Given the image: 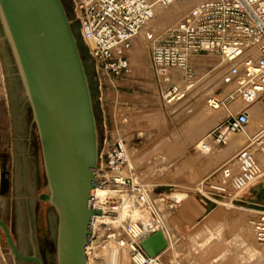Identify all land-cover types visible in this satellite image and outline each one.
I'll return each mask as SVG.
<instances>
[{
	"label": "rangeland",
	"instance_id": "374dc122",
	"mask_svg": "<svg viewBox=\"0 0 264 264\" xmlns=\"http://www.w3.org/2000/svg\"><path fill=\"white\" fill-rule=\"evenodd\" d=\"M62 2L69 20H72L71 0ZM70 24L89 78L100 140L103 119L102 110L96 102L98 88L94 65L80 38L78 24L71 21ZM0 35L1 47L4 36L1 28ZM143 48V65L133 64L132 72L140 82L139 93L121 96L134 106L130 115L132 121L121 125L118 131L124 132L127 137L129 153L132 155L130 159L135 162L131 171L123 169L124 177L128 180L125 186L134 191L143 188L149 193L156 210L163 206L171 213L167 222L171 223L177 237L171 234L169 246L158 257L159 264H238L239 259L245 257L242 245L235 238L241 230L240 219L254 222L259 212H264V202H257L248 191L235 197L229 184H226L228 176L236 170L234 157L238 149H230V144L226 142L216 151L205 154L199 146L206 133L213 130L229 113L238 112L243 107L240 100L229 103L222 110L206 104L209 96L223 99L230 89H234L227 73L228 68L215 57L196 58L193 89L182 101L167 106L159 100L156 92L149 61L150 43H145ZM3 49L7 59L4 61L0 53V173L4 171V178L0 177V188L4 190V194L0 193V217L22 254H35L43 264H56L57 217L49 203L38 200L40 193L48 191L38 133L35 124H32V111L11 51L7 45ZM110 111L113 114L114 106L110 107ZM249 112L253 123L247 131L251 132L256 123L264 121V114L254 109ZM220 113L224 114L219 121L215 115ZM242 134L230 137L232 140L240 139ZM166 193H183L193 202L206 203L208 211L187 219L181 211L182 202L167 199ZM218 202L224 209L214 227L218 235L201 249H193L185 244L188 234L200 225L209 211L217 207ZM196 209L194 206L191 211L193 215ZM181 217L190 221L198 219L182 226L179 223ZM224 250L227 252L225 259L218 256L220 261H212ZM93 254L91 252L89 256ZM258 262L264 264V251ZM0 264H34L18 260L12 255L1 229ZM109 264H130V261L123 256Z\"/></svg>",
	"mask_w": 264,
	"mask_h": 264
},
{
	"label": "built area",
	"instance_id": "2783aa9c",
	"mask_svg": "<svg viewBox=\"0 0 264 264\" xmlns=\"http://www.w3.org/2000/svg\"><path fill=\"white\" fill-rule=\"evenodd\" d=\"M179 0H71V22L78 24L79 35L94 65L102 110L103 131L94 182H109L107 173L120 174L129 164L128 139L118 131L127 119L126 110L110 111L106 92L133 72L131 50L134 40L154 19L159 7H169ZM149 61L159 100L167 106L182 101L193 89L195 60L215 57L227 66L235 89L223 99L209 96L206 104L213 109L226 108L240 100L243 107L229 113L199 145L202 151L218 148L233 134L246 133L253 123L250 107L259 105L264 112V0H198L180 19L150 41ZM264 123L255 124L245 147L236 153V170L229 184L235 197L257 185L264 187ZM120 176L115 184L125 186ZM222 187V186H220ZM224 188V187H223ZM95 221V215L91 216ZM258 237L264 243V212L254 221ZM97 231L89 225V242ZM105 233L119 242L125 258L133 264H159L141 247L148 237L136 234L125 221L116 228L106 225ZM87 257L93 247L85 248Z\"/></svg>",
	"mask_w": 264,
	"mask_h": 264
},
{
	"label": "water",
	"instance_id": "95a60500",
	"mask_svg": "<svg viewBox=\"0 0 264 264\" xmlns=\"http://www.w3.org/2000/svg\"><path fill=\"white\" fill-rule=\"evenodd\" d=\"M0 28L1 57L7 59V45L38 133L48 189L38 200L49 203L57 217L56 264H88L89 220L98 213L90 206L89 190L95 184L100 140L77 38L62 0H0ZM248 192L264 202L262 185ZM0 229L16 259L43 264L37 255L20 252L1 217ZM166 246L162 230L141 242L149 257Z\"/></svg>",
	"mask_w": 264,
	"mask_h": 264
},
{
	"label": "bare ground",
	"instance_id": "6f19581e",
	"mask_svg": "<svg viewBox=\"0 0 264 264\" xmlns=\"http://www.w3.org/2000/svg\"><path fill=\"white\" fill-rule=\"evenodd\" d=\"M197 2L198 0H179L168 8L159 7L156 11L154 19L140 32V34L138 35L139 37L137 36L136 39L134 40L133 48L131 50V56H132L131 59L134 60V61L132 60V62H134L133 64H137V65L139 63L142 64L141 62L143 61V59H145L144 57L145 50L143 48V45H145V43L149 42L152 38L157 36L159 33L166 30L172 23L180 19ZM140 64L139 66H141ZM231 86L234 87L235 89V85L233 83ZM232 91L230 89L227 95H229ZM240 103L243 105L242 101ZM250 109H254L255 111L259 110L260 112H262V114H264L263 109L259 105H254ZM207 114L210 117L213 116L209 111H207ZM223 114L224 113L215 115L216 119L219 121L222 120ZM131 121H132V118H130V120L126 119L125 123L128 124ZM260 123L261 122H258L256 124H260ZM254 131H255V125L253 126V129L251 130V132L247 131L246 133H243L240 139L232 140L231 139L232 136L229 137L227 141L230 144L229 148L234 149V150L238 149L236 153L242 150L246 145L244 142L247 141L246 138L248 134H251ZM243 143L245 145L242 148L241 146L243 145ZM214 151H216V148H212V149H209L208 151H204V153L210 154ZM130 156L132 155H130L129 153V164L126 167L128 171L132 170L133 163H135V162H132L133 159L131 160ZM258 157L262 163V166L264 167V156H258ZM2 163L4 167L5 165L4 160ZM95 175H97V170L94 174V177ZM123 175H124L123 171L120 174L116 172L107 173L106 176L109 179L108 183L98 184L94 182L95 183L94 186H92V188L89 190V194L91 197L90 206L94 210L98 211V213L93 214L95 215V221H91V217L89 220V225L91 226L92 224L94 226V229L97 231V233L94 236V238L91 240V242H89V235H88V243L86 244L85 248H87L88 251L90 247H93L95 249L94 254L92 256L90 255L87 257L88 264H109L110 262L115 261L117 259L119 260L120 258L122 259L123 256H125V254L123 253L124 250L121 249V246L119 242L116 241L115 236L109 237L105 233V227H106L105 225H112L116 228L117 226H121L125 221L128 220L130 221V224L134 232L138 235L140 234L141 236L151 235L152 233L158 230H162L166 238V241H167V246L159 254L151 258H158L163 253V251L167 249V247L169 246L171 242V234L173 237H177V235L173 231V226L171 225V223L169 224L167 222L169 216H171L170 215L171 213L168 212L166 208H163V206H159V210L158 209L156 210L154 206L152 205V202L150 199L151 197L147 191H145L143 188L137 191H134V190L129 189L126 186L115 184V180H119L120 176H123ZM0 177L4 178L3 172L0 173ZM222 180H225V179H222ZM224 182L225 181H223L222 183ZM166 198L173 202H182L181 211H182V214H184L187 217V219L198 216L203 211L200 202L198 201L193 202L192 199L186 197V195L183 193H166ZM194 206L197 207L196 209L197 211L193 215L191 211L194 209ZM223 210L224 209L222 208L221 202H218L217 207L209 211L204 217V219L202 220V222L200 223V225L197 226L196 229L194 228L193 231H191L188 234V237H186L187 241L185 242V244L187 243V245L190 247H193V249L194 247L196 248L198 247L201 249L204 245H207L208 243H210L213 237H216L217 233L215 234L214 227L219 222V218L221 217ZM242 219L243 218L240 219L241 230L240 232L237 231L239 232L237 233L239 235L237 236L235 234L236 237L233 235L235 238H237L238 243L242 245L241 246L243 247L242 251L244 252V256H245L239 259L238 264H245L243 261H245L246 263L251 262V264H259L258 259L263 257L264 243L261 242L258 237V232H257L255 223L253 221L246 222L245 220H242ZM237 227H239V225ZM218 238L220 237L218 236ZM216 241H217V238H216ZM258 244L260 245V247L262 246L263 248H260ZM226 255H227V252L224 250L222 253H219V255L215 256L213 258L214 260L212 261L216 262V259L218 261L219 260L218 256L219 258L225 259ZM253 260H256V261L254 262ZM130 264H133V263L130 262Z\"/></svg>",
	"mask_w": 264,
	"mask_h": 264
},
{
	"label": "crops",
	"instance_id": "0c3cea01",
	"mask_svg": "<svg viewBox=\"0 0 264 264\" xmlns=\"http://www.w3.org/2000/svg\"><path fill=\"white\" fill-rule=\"evenodd\" d=\"M131 61H132V59H131ZM132 66H133V62H132ZM139 83L140 82L135 79V76L131 75V77L128 79H124V80H120V81L116 82L114 84V87L109 88L106 92V97H107L108 103H109L108 105L110 107L114 106L115 109H119V110L122 109V110H126V111L128 109V111L126 112V116H127L128 120L130 119V115L132 114V110H133L134 106H131V103H129L130 101L127 99L121 98V96L127 97V96H132L136 93H139V90L141 88ZM110 94L113 95L114 97H111ZM261 123H264V121H261ZM125 124H127V123H125ZM200 204H201V207L203 210L202 213L204 214L205 212L208 211L206 208V203H203V204L200 203ZM196 219H198V218H196ZM196 219H194V220H196ZM194 220H192V221H194ZM192 221L184 219L182 217L179 219V223L181 222L182 226H186L189 223H191Z\"/></svg>",
	"mask_w": 264,
	"mask_h": 264
},
{
	"label": "flooded vegetation",
	"instance_id": "af4514ba",
	"mask_svg": "<svg viewBox=\"0 0 264 264\" xmlns=\"http://www.w3.org/2000/svg\"><path fill=\"white\" fill-rule=\"evenodd\" d=\"M4 47H5V45H4ZM4 47H3V48H4Z\"/></svg>",
	"mask_w": 264,
	"mask_h": 264
}]
</instances>
